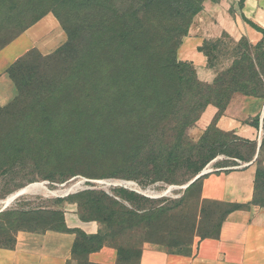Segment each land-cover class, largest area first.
Returning <instances> with one entry per match:
<instances>
[{"label":"trees","instance_id":"obj_1","mask_svg":"<svg viewBox=\"0 0 264 264\" xmlns=\"http://www.w3.org/2000/svg\"><path fill=\"white\" fill-rule=\"evenodd\" d=\"M205 1L124 0L129 6L140 5L145 14L154 10L164 19L182 22L184 29L175 35V29L161 32L156 28L154 32L145 25L148 18H141L138 13L118 14L113 0H26L21 5L23 9L16 12L11 11L15 0H0V20L11 21L19 36L48 14H54L68 39L54 56L47 59L56 58L65 64L63 77L43 78L37 75V71L27 63L34 56L32 54L7 70L19 90L14 105L25 104L22 100L24 94L29 102L21 113H16L17 120L19 117L17 125L0 144V148L7 151V157L0 159V168L10 169L15 163L22 162L26 147L40 146L52 140L72 144L84 141L88 146L99 143L107 148L113 147L117 151L116 167L125 171L127 179L142 178L145 187L159 182L176 184L188 177L186 182H190L221 153L244 161V148L235 151L228 142L227 137H234L235 134L220 131L216 121L225 113L236 94L264 99L263 82L257 72V69L264 68V44L256 45V49L262 52L255 59L244 53L227 73L216 77L211 84L201 82L193 64L179 61L177 54L194 18L203 11ZM243 5L244 0L241 7ZM220 40L205 42L199 52L204 53L206 47L215 50L216 46L211 45L220 43ZM240 42L248 43L247 40ZM210 105L219 109L217 119L200 142L192 144L187 130L199 121ZM252 125L259 130L260 118H256ZM212 128L217 129L224 140H210ZM29 137L38 140L34 143L26 141ZM239 141L252 146L254 159L258 143L241 138ZM263 161L264 139L256 160L253 202L247 205L213 202L230 207L221 225L235 211L247 210L253 205L264 207ZM66 180L65 177L60 182ZM107 197L103 191L88 189L67 199L88 207L89 216L99 215L100 220L96 221L100 223L114 225L112 222L115 221L119 228L124 226L121 228L123 231L129 229L125 225H129L132 218H144L129 211H122L116 217L109 211V204L113 206L117 202ZM136 197L144 203L155 202L146 197ZM30 215L22 214L23 222L35 227L22 230L76 234L73 255L81 264H90L88 255L111 246L103 243L101 232L88 236L81 230L69 229L65 220H57L60 216L58 212H36L34 218ZM82 221L95 220L83 218ZM219 234L220 229L213 239ZM151 243L166 247L173 253H181V250L174 252V248L171 247V250L163 242ZM14 245L15 241L12 248ZM117 251L120 264H137L140 259L141 248L136 260L125 259V252Z\"/></svg>","mask_w":264,"mask_h":264},{"label":"rangeland","instance_id":"obj_2","mask_svg":"<svg viewBox=\"0 0 264 264\" xmlns=\"http://www.w3.org/2000/svg\"><path fill=\"white\" fill-rule=\"evenodd\" d=\"M24 1L26 0H15V5L11 8V11L16 12L18 9H23L21 5ZM113 1L118 14H134L135 12L141 18L143 16L148 18L145 25H148L149 29H153L154 32L157 29L161 32L175 29L177 32L174 34L178 35L184 29L182 22H176L170 18L164 19L158 11L152 10L145 14V10L138 4L129 6L124 0ZM47 16H51L63 30L61 23L54 14H48ZM15 29L11 21L6 19L0 20V52L21 36L18 35V31ZM45 31L47 32V30ZM45 31L40 34L41 40L46 36ZM64 34H66L65 31ZM185 38H183L182 43ZM64 45L48 55L34 48L16 59L9 68L20 59L32 54L34 56L27 63H30L31 67L37 71V75L43 78L63 77L65 64L56 58L52 60L47 59L54 56ZM211 46H216L215 50H212V47H206V51L203 53L207 58L205 68L215 71L216 77L227 73L235 60L242 58L244 53L249 54L255 59L262 52V50L256 49V45L249 42H234L229 38H223L220 40V43ZM179 52L180 49L177 54L178 59ZM179 61L181 60L179 59ZM247 65L248 63L245 64V66ZM262 66H264V62ZM193 67L196 70L197 78L200 80L197 66L193 65ZM257 72L259 73V79L263 82L264 88V68L257 69ZM201 75L205 77L202 72ZM5 80L3 93L6 96L4 99L0 97V144L11 133L14 126L17 125L19 117L17 120L16 113H21V110L26 107V103L29 102L25 98L26 94H24V99L22 100L25 104L14 105L19 96V90L9 78L7 71L5 73ZM201 82L211 84L204 81ZM190 129L187 130V136L192 144L199 143L205 132L207 133L205 131L199 139L195 140L189 135ZM31 137L27 138L26 141L32 140ZM209 138L215 142L224 140V137L215 128H212L210 131ZM227 139L235 151L244 148L242 153L245 155V160L241 161L221 153L196 176H201L199 182L188 188L187 186L196 177H190V182H186L188 177L185 181L176 184L159 182L147 187L143 185L142 178L138 180L125 178L127 177L125 176V171L119 170L115 164L117 151L113 147L107 148L99 143L88 146L87 142L84 141L72 144L71 142L63 143L64 140H52L40 146L26 147L24 149L25 153L22 155L25 159L22 162L15 163L10 169L7 167L0 168V201L32 184H44L52 192L62 193L58 195L30 193L18 198L4 211L0 207V249H12L15 234L18 230L35 227L34 224L23 222L24 218L21 215L25 213H31L30 217L34 218L36 217V212H43L44 214L58 212L60 216L57 220L62 221L65 220L67 210L72 209L79 215L81 220L84 218L98 222L96 220H100L99 215L90 217L88 207L82 206L78 201H69L67 197L62 198L68 190L79 183H83L77 190V193L88 189L103 191L108 196L107 198L117 202L113 206L109 204L111 207L109 211H112L116 217L122 211L135 212L138 216L144 217L143 219L132 218L130 224L125 225L129 227L126 231L121 229L124 226L119 228V225H115V221L112 222L114 225L110 224V222H98L102 227L101 235L104 239L103 243L125 252L123 256L125 259L136 260L139 249L144 244L151 242H163L170 249L171 247L174 248V252L180 250L181 252H189L196 242L218 235L225 213L230 208L229 206L207 202L203 199V179L208 175L205 171L211 170L210 173H214L225 169H233L244 166L253 159L254 154L251 145L239 141L240 138L236 135L234 137L228 136ZM35 140L38 139L35 137L31 142L34 143ZM0 150V159L6 158L7 151L4 148H0ZM114 175H118L120 178H108ZM102 176L106 178H101ZM65 177L67 180L61 183L60 180ZM128 183L135 184L139 189L129 186ZM170 188H173V190L164 196ZM122 190L124 191L121 192ZM141 190L144 192L147 190V192H150L148 195H151L155 199L140 194ZM136 195L155 200V202H141Z\"/></svg>","mask_w":264,"mask_h":264},{"label":"crops","instance_id":"obj_3","mask_svg":"<svg viewBox=\"0 0 264 264\" xmlns=\"http://www.w3.org/2000/svg\"><path fill=\"white\" fill-rule=\"evenodd\" d=\"M241 2L207 0L203 11L194 18L181 45L179 59L197 66L201 81L212 83L216 77L215 71L205 68L207 58L199 52L205 42H216L227 36L234 42L247 40L253 45L264 44V0H244L242 7ZM58 26L51 16H47L0 52L2 99L6 96L3 93L5 73L16 59L34 48L48 55L66 43L67 36ZM44 31L46 36L41 40L40 34ZM263 113L264 99L236 94L220 118L217 119L219 109L210 105L190 129L189 135L197 140L217 119L216 126L220 131L258 143L257 155L250 163L216 171L204 178V200L241 205L253 202L256 160L264 139V127L262 125L258 130L252 122L258 117L261 122ZM65 223L69 229L81 230L88 236L98 235L102 229L98 222H83L72 209L65 213ZM76 240L77 235L73 233L21 230L15 234L12 249H0V264H81L73 255ZM118 259V251L112 246H105L87 257L90 264H120ZM137 264H264V207L253 205L250 209L231 213L221 225L219 237L202 239L189 252L173 253L166 247L146 243L141 247Z\"/></svg>","mask_w":264,"mask_h":264},{"label":"water","instance_id":"obj_4","mask_svg":"<svg viewBox=\"0 0 264 264\" xmlns=\"http://www.w3.org/2000/svg\"><path fill=\"white\" fill-rule=\"evenodd\" d=\"M263 119H264V113H263V116H262V119H261V127H262V125H263ZM259 147H260V144H259ZM199 178H201V176H198V177H196L188 186H187V188L188 187H190L193 183H195ZM83 183H79V184H77L75 187H73V188H71L70 190H68L64 195H63V197L62 198H66V197H68V196H70V195H73V194H76L77 193V190L79 189V187L82 185ZM33 185V184H32ZM32 185H29V186H27V187H25V188H23V189H21L20 191H18L17 193H16V195L15 196H13V198H12V200H11V202H9L8 204H6L3 208H2V211H4V210H6V209H8L18 198H20V197H22V196H24V195H26V194H30V192H31V186ZM75 189H76V191H75ZM173 190V188H170L169 189V191L168 192H166L165 194H164V196H166L168 193H170L171 191ZM140 194H143L144 196H146V197H149V198H153V199H155L154 197H152L151 195H148V194H146V193H143V192H139ZM1 211V212H2Z\"/></svg>","mask_w":264,"mask_h":264},{"label":"bare ground","instance_id":"obj_5","mask_svg":"<svg viewBox=\"0 0 264 264\" xmlns=\"http://www.w3.org/2000/svg\"><path fill=\"white\" fill-rule=\"evenodd\" d=\"M128 185L131 186V187H136L137 189H139L133 183H130V184L128 183ZM30 189H31V192L30 193H48V194H51V195H58V194H61L62 193V192H52L48 188V186L47 185H44V184H35V185H32ZM141 192L146 193V194H149L150 193V192H147V190H146V192H144L143 190H141ZM16 193H14V194L10 195L9 197H7L6 199L0 201V207L3 208L6 204H8L9 202H11L13 196H15Z\"/></svg>","mask_w":264,"mask_h":264},{"label":"built area","instance_id":"obj_6","mask_svg":"<svg viewBox=\"0 0 264 264\" xmlns=\"http://www.w3.org/2000/svg\"><path fill=\"white\" fill-rule=\"evenodd\" d=\"M205 172H206V174H210L211 170H209V171H205Z\"/></svg>","mask_w":264,"mask_h":264}]
</instances>
